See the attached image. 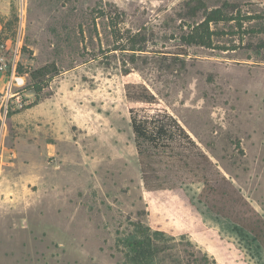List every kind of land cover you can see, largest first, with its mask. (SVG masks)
<instances>
[{"label":"rangeland","instance_id":"374dc122","mask_svg":"<svg viewBox=\"0 0 264 264\" xmlns=\"http://www.w3.org/2000/svg\"><path fill=\"white\" fill-rule=\"evenodd\" d=\"M224 6L231 19L211 24V46L185 42L205 9ZM15 17L0 264H125L117 238L137 221L174 238L163 264H264V0H0V20ZM51 62L59 73L36 92L29 71ZM126 83L155 102L131 101ZM130 108L170 113L209 160L186 142H138Z\"/></svg>","mask_w":264,"mask_h":264},{"label":"trees","instance_id":"16d2710c","mask_svg":"<svg viewBox=\"0 0 264 264\" xmlns=\"http://www.w3.org/2000/svg\"><path fill=\"white\" fill-rule=\"evenodd\" d=\"M121 14L124 16L123 12ZM110 19L112 26L118 25L119 21L116 17L114 18L110 15ZM230 19L231 17L225 10V6L212 10L205 9L204 19L201 22L190 25V29L183 35V39L187 44L211 46L212 36L215 33L211 29V24ZM17 20L18 18L15 17L11 28L7 27L3 20H0L1 24H3L0 31L1 41L15 38V24ZM118 32L114 33L117 41L122 38L121 33L119 34ZM137 35L138 33L128 35L126 37L127 43L130 41L134 42ZM123 49H126V47H123ZM58 73L59 69L55 62L47 63L29 71L35 91L40 92L43 86L47 84V81H49L50 75ZM125 88L126 95L131 101L153 103L156 100V96L142 83H126ZM130 118L137 141L146 143L149 148L161 151L173 148V143L177 141L186 142L189 149H195V153L191 152L194 158L209 160L178 119L170 113L165 111L153 116L138 117L134 112V108H130ZM138 150L140 154H144L141 143H138ZM170 204L176 211L186 208L178 200L171 201ZM256 238H258L257 235ZM171 239L174 238L169 236L165 231L154 229L143 222L137 221L133 222L132 228L129 231L118 236L116 244L123 254L125 264H163L161 261L164 262V260H168L172 256L173 245L170 243ZM186 264H190V261H187Z\"/></svg>","mask_w":264,"mask_h":264},{"label":"built area","instance_id":"2783aa9c","mask_svg":"<svg viewBox=\"0 0 264 264\" xmlns=\"http://www.w3.org/2000/svg\"><path fill=\"white\" fill-rule=\"evenodd\" d=\"M20 47V32L16 38H8L5 41L0 40V75H3L7 80L6 96L10 94L13 83L18 84L21 81V77L18 75Z\"/></svg>","mask_w":264,"mask_h":264},{"label":"crops","instance_id":"0c3cea01","mask_svg":"<svg viewBox=\"0 0 264 264\" xmlns=\"http://www.w3.org/2000/svg\"><path fill=\"white\" fill-rule=\"evenodd\" d=\"M0 30H1V25H0ZM4 81H5V77L3 75H0V91L4 90L3 88H5Z\"/></svg>","mask_w":264,"mask_h":264}]
</instances>
